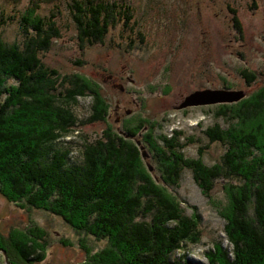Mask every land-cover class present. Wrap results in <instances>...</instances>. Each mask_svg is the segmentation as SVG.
I'll use <instances>...</instances> for the list:
<instances>
[{"label":"trees","instance_id":"16d2710c","mask_svg":"<svg viewBox=\"0 0 264 264\" xmlns=\"http://www.w3.org/2000/svg\"><path fill=\"white\" fill-rule=\"evenodd\" d=\"M39 1L18 17L0 16V34L13 22L22 33L20 43L0 39V194L22 210L51 214L78 234L105 243L96 254L85 250V264H194L190 256L203 245V219L197 207L188 205L190 213L172 192L190 171L207 199L213 200L222 181L228 200L219 214L232 249L218 243L199 264H264V85L239 104L213 108L210 113L222 124L205 131L209 144L198 159L185 154L198 142L194 137L181 130L166 133V121L153 125L139 118L121 132L108 130L87 140L78 157L76 142L68 139L86 126L107 123L109 105L92 80L45 64L63 38L61 13L43 15L40 6L51 3ZM71 1L82 49L105 45L118 28L127 34L123 41L129 50L145 45L126 0ZM231 14L234 29L243 35L238 12ZM240 74L249 86L262 77L248 70ZM89 98L91 115L81 121L75 110ZM142 144L159 179L145 165ZM214 144L225 152L208 165L204 157ZM50 246L47 231L39 227L0 236V251L10 264H43Z\"/></svg>","mask_w":264,"mask_h":264},{"label":"rangeland","instance_id":"374dc122","mask_svg":"<svg viewBox=\"0 0 264 264\" xmlns=\"http://www.w3.org/2000/svg\"><path fill=\"white\" fill-rule=\"evenodd\" d=\"M38 1L0 0V16L4 13L18 17V13L33 9ZM126 1L133 6L136 30L142 32L146 42L131 50L123 41L127 34L119 28L111 33L105 45L82 49L69 13L72 1L47 0L49 6H40L45 16L61 13L57 22L63 35L45 56V64L63 75L77 73L92 80L109 105L107 123L86 126L68 141L76 142L79 157L82 145L101 138L104 131L121 132L125 123L133 124L138 118L153 125L166 121V133L181 130L198 141L185 150L188 158L198 159L200 149L209 144L205 131L216 123L222 124V120H216L210 113L215 106L183 111L177 108L200 90L225 89L229 85L233 90L245 91L248 97L264 85V0ZM231 10L238 12L243 35L234 29ZM0 39L20 43L19 24L9 23ZM244 70L262 77L249 86L240 74ZM92 104L91 98L80 101L75 112L81 121L90 117ZM145 128L148 131V126ZM140 140L141 137L137 138ZM142 148H145L142 153L148 156L144 158L145 165L159 179L152 154L146 146ZM224 152L221 145H211L205 163H217ZM223 186L224 182L217 183L210 201L187 171L181 188L172 189L174 194L171 193L190 213L188 205L195 206L203 219V245L193 248L190 256L194 264L206 263L204 254L218 243L232 249L225 233V220L219 214L228 202ZM32 227L47 231L51 242L43 264H85L86 249L96 254L105 246L93 237L78 234L63 219L35 209L22 210L0 194V236L7 238L15 230L27 233ZM10 254L17 258L13 252ZM0 264H10L4 251H0Z\"/></svg>","mask_w":264,"mask_h":264},{"label":"water","instance_id":"95a60500","mask_svg":"<svg viewBox=\"0 0 264 264\" xmlns=\"http://www.w3.org/2000/svg\"><path fill=\"white\" fill-rule=\"evenodd\" d=\"M247 98L245 91L228 90V89H206L197 91L188 96L185 101L177 108L178 111L190 108L211 107L219 105L239 104ZM141 146V143L138 144ZM145 148H141L143 151ZM146 159L148 156L143 153ZM152 171V170H151ZM6 255V254H5Z\"/></svg>","mask_w":264,"mask_h":264}]
</instances>
